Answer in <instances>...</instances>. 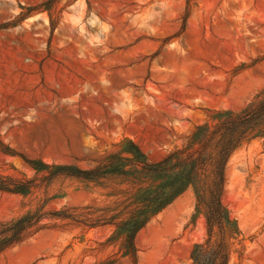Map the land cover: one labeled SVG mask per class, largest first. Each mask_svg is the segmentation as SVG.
<instances>
[{
	"label": "rangeland",
	"instance_id": "obj_1",
	"mask_svg": "<svg viewBox=\"0 0 264 264\" xmlns=\"http://www.w3.org/2000/svg\"><path fill=\"white\" fill-rule=\"evenodd\" d=\"M263 91L264 0H0V173L39 183L0 192V221L40 205L123 218L129 180L46 183L24 159L88 168L132 140L158 160ZM222 203L228 264H264V132L231 155ZM46 222L0 264H92L120 247L112 224ZM206 238L188 188L137 233V264H191Z\"/></svg>",
	"mask_w": 264,
	"mask_h": 264
},
{
	"label": "trees",
	"instance_id": "obj_2",
	"mask_svg": "<svg viewBox=\"0 0 264 264\" xmlns=\"http://www.w3.org/2000/svg\"><path fill=\"white\" fill-rule=\"evenodd\" d=\"M264 91L239 111L221 112L212 121L197 126L181 146L167 151L160 159L150 160L132 140L107 153L88 168L73 164H46L40 160L24 159L46 183L59 176L98 181L120 177L136 185L128 215L108 213L112 209L85 207L83 213L68 209L46 210L44 205L0 221V255L22 244L34 234L48 227L46 220L66 219L89 227L112 224L114 238L120 240L118 251L92 264H115L118 257H126L137 264L134 239L157 214L169 206L188 188L195 196V211L202 213L207 238L193 246L191 264H228L229 246L226 232L235 229V221L222 203L226 169L231 155L251 138L263 133ZM39 183L32 178L0 173V192L26 195ZM95 211L104 213L90 216ZM89 215V216H86ZM217 236V237H215Z\"/></svg>",
	"mask_w": 264,
	"mask_h": 264
}]
</instances>
